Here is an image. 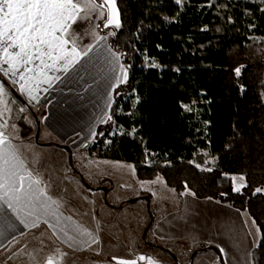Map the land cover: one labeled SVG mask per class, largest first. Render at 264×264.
I'll list each match as a JSON object with an SVG mask.
<instances>
[{
    "label": "trees",
    "instance_id": "16d2710c",
    "mask_svg": "<svg viewBox=\"0 0 264 264\" xmlns=\"http://www.w3.org/2000/svg\"><path fill=\"white\" fill-rule=\"evenodd\" d=\"M116 2L121 27L103 33L129 75L86 149L132 162L140 180L163 177L180 197L190 189L246 211L261 231L253 262L264 264V191L255 193L264 187V99L254 87L264 77V3ZM208 156L215 166L197 167ZM230 174L245 175L246 187L234 191Z\"/></svg>",
    "mask_w": 264,
    "mask_h": 264
},
{
    "label": "crops",
    "instance_id": "0c3cea01",
    "mask_svg": "<svg viewBox=\"0 0 264 264\" xmlns=\"http://www.w3.org/2000/svg\"><path fill=\"white\" fill-rule=\"evenodd\" d=\"M85 28L81 32V37H85L86 33L92 29L91 27L90 29ZM96 33L100 36L106 35L107 40L100 41L94 51L83 57L67 72L50 71L48 75L58 77V79H53L51 86L41 83L39 91L33 92V95L37 97L36 100L31 99L27 92H22L19 83H17L19 95L15 94L11 88L5 89L7 100L14 104L20 114H23V119L21 123L11 126L9 130L0 128V131L4 132L11 145V150L23 161L27 170L42 181V186H46L48 195L59 203L61 215L59 223L53 217H47L49 223L56 225L55 228L45 224L44 218L38 221L36 227L31 226L33 218H29L27 221L29 226L26 227L21 223L25 214L21 213V219H18L16 213L0 201V264H47V258L50 256L54 258L53 264H107L102 258L101 245H104L106 241H112V234L118 233L119 229L116 226L107 225L109 220L105 218H108L109 212L104 206L101 195L87 189L77 176L78 172L82 173V170L79 164L74 163L73 150L92 139L98 125L110 116L114 102V90L121 84L117 83V78L122 75L119 66L123 65L127 70V78L129 71L119 52L110 44L108 35L103 33V27H99ZM89 44H95L93 36L88 41L84 38L79 40L81 49ZM109 48L111 53L108 51ZM113 53L118 60L114 58ZM3 77L8 83L10 78L12 81L17 79L11 77L10 74ZM0 81L7 84L2 76ZM41 108H43L42 115L39 112ZM4 111V108L0 109V113ZM37 129L40 133L36 136ZM65 142H70L71 148H67ZM97 156L89 152L87 158L97 160L95 163L98 164L101 160L98 159L100 156ZM183 200L182 203L175 204V211L177 213L181 211L186 216L194 214L197 217L200 212L197 201L191 197H183ZM206 203L214 204L212 201H206ZM194 206L197 207L194 208ZM177 213L175 216L178 218ZM171 215L173 214H160L161 218L158 219L155 229L159 230L166 224L171 225L174 218V215L170 217ZM66 217H71V220L65 219ZM199 217H202V214ZM75 225H80L91 232L98 239V243H91L88 246L79 242L89 239L87 236L79 237L76 242L69 241L60 229L67 227L69 235H77L72 230ZM237 228L240 231L239 227ZM233 229L230 228L228 233L224 231V241L226 237L236 233ZM244 232L249 234L247 227ZM145 237L146 234L138 241L139 251L136 238H133V244L126 246L128 249L126 253L116 252L111 254V259L117 264L116 257L130 259L126 261L129 264L132 261H135V264L142 262L139 259L140 256L150 257L158 262L161 258L167 259L163 257L159 248L158 250L153 247L155 243L152 240H145ZM69 244L72 246L69 247ZM57 250L66 255L61 259ZM172 253L174 256L172 260L177 263L176 251ZM96 255L100 256V260L94 259ZM187 260L185 263H193ZM142 264H147V259Z\"/></svg>",
    "mask_w": 264,
    "mask_h": 264
},
{
    "label": "rangeland",
    "instance_id": "374dc122",
    "mask_svg": "<svg viewBox=\"0 0 264 264\" xmlns=\"http://www.w3.org/2000/svg\"><path fill=\"white\" fill-rule=\"evenodd\" d=\"M258 1L262 2V0ZM115 3L118 9L116 0ZM103 23L104 20L97 19L93 13L91 19L78 21L73 25V29L79 34V40L84 38L85 41H88L92 38L91 32L93 30L96 32L99 28L95 26L100 25L101 28ZM85 27H88V29L91 27L92 29L87 32L85 37H81V32L86 29ZM108 28L113 29L114 26ZM0 76H4V73L0 72ZM9 83L19 92L18 84H14L11 78ZM0 84L3 83L0 81ZM3 86L4 89H10L7 84H3ZM254 87L264 99V77L258 80ZM2 100L6 103V107L5 103H0V109H5L3 113H0V122H6V127H3V129L9 130L11 126L21 123L23 114L16 110L14 104L8 101L5 95ZM39 112L42 115L43 108L39 109ZM36 122L38 124V121ZM38 131L39 129L36 130V136L40 133ZM92 139L85 141L80 147L75 148L72 145V148H75L73 150L74 163L79 164L82 170V173L78 172L77 174L75 170L74 173L82 180L87 189L96 191L101 195L104 206L109 212L108 218H105L109 220L107 225L116 226L119 229L118 233L112 234V241H106L104 245H101L102 258L107 264H117L111 259V254L116 252L126 253L128 251L127 247L134 242L133 238H136L139 251L138 241L142 239L144 234H146L145 240H152L155 243L153 247L159 248L163 253V257L167 258L159 259V264H186L188 257H190V260L187 261L189 263L193 262L191 264H254L252 249L259 241L261 231L259 233L256 231L259 227L256 223L253 224V219L246 211L212 198H197L190 189H187L180 197L161 176L156 179L140 180L136 176L134 164L130 161L97 156L101 161L96 164L97 160L93 161L87 158L90 151L85 147L87 142ZM64 144L67 148H71L70 142ZM199 166L211 169L215 166V158L208 156L203 162L199 163ZM83 175L84 177H82ZM230 176L232 177V189L240 187L241 184H246L245 175L230 174ZM241 176L244 177L243 181L239 179ZM234 177L236 179H233ZM88 185L97 187L90 188ZM261 189H264V187ZM183 197H191L194 201H197L200 209L197 217L194 214L186 216L181 211L179 213L175 211V204L177 202L182 203L184 201ZM206 201H212L214 204L208 205ZM196 207L194 206V208ZM162 209L166 210L162 211ZM173 211L175 213H172ZM163 213L173 214V223L171 225L166 224L163 228L156 230L155 225L158 219L161 218L159 215ZM176 213L179 215L178 218L175 216ZM201 214L202 217H199ZM173 215L170 217H173ZM245 227L248 228L249 234L244 232ZM230 228L236 233L226 237V241H224V231L228 233L227 231ZM235 234L236 236H234ZM217 247L219 249L223 248L224 251L217 253ZM174 250L178 256L177 263L172 260ZM94 259L100 260V256L96 255ZM142 262L145 263V260H142ZM142 262L138 264H142Z\"/></svg>",
    "mask_w": 264,
    "mask_h": 264
},
{
    "label": "snow or ice",
    "instance_id": "6c2138e0",
    "mask_svg": "<svg viewBox=\"0 0 264 264\" xmlns=\"http://www.w3.org/2000/svg\"><path fill=\"white\" fill-rule=\"evenodd\" d=\"M176 3L180 4L181 0H176ZM93 13L97 19L104 20V28L121 27L115 0H0V72L5 76L10 74L11 77L17 78L12 82L19 83L20 90L27 92L31 99L36 100L33 92L39 91L41 83L51 86L53 79H58L49 76L50 71L67 72L83 57L94 51L100 41L107 40L106 35L100 36L93 30L91 35L95 39V44H89L81 49L80 36L73 29V25L80 20L91 19ZM110 35H114V32ZM108 51L111 53L110 48ZM113 56L118 60L114 53ZM5 65L7 67H4ZM119 70L122 75L117 78V83H124L127 81V70L123 65L119 66ZM235 71L237 75L240 74L239 68ZM4 95V86L0 84V103H5L2 100ZM106 119L110 120L111 116H107ZM3 127H6V122H0V128ZM239 179L243 181L244 177L241 176ZM241 187L246 185L241 184L240 187H235L234 191L239 192ZM262 191L264 189H255V193ZM0 201L7 204L18 219H21L20 214L24 213L21 223L26 227L29 226L27 223L29 218H33L32 227L38 226V221L44 218L45 224L55 228V224L49 223L47 219L49 216L59 223L61 215L59 203L48 195L42 181L34 177L23 161L11 150L3 131H0ZM65 219L71 220V217ZM72 230L77 235H69L67 227L60 229L69 241L76 242L79 237L87 236L89 239L79 242L88 246L91 243H98V239L82 226L75 225ZM256 231L259 233L260 229L257 228ZM71 246L69 244V247ZM256 246L259 247V242ZM220 251L223 252L224 249L221 248ZM57 252L61 259L66 255L59 250ZM53 259L51 256L48 257L47 264H53ZM139 259H147V264H159L150 257L140 256ZM118 264L129 262L121 260ZM131 264H135V261Z\"/></svg>",
    "mask_w": 264,
    "mask_h": 264
},
{
    "label": "water",
    "instance_id": "95a60500",
    "mask_svg": "<svg viewBox=\"0 0 264 264\" xmlns=\"http://www.w3.org/2000/svg\"><path fill=\"white\" fill-rule=\"evenodd\" d=\"M1 77V76H0ZM116 260H118V261H121V260H123V261H129L130 259H127V258H122V257H116ZM187 264V263H186Z\"/></svg>",
    "mask_w": 264,
    "mask_h": 264
}]
</instances>
